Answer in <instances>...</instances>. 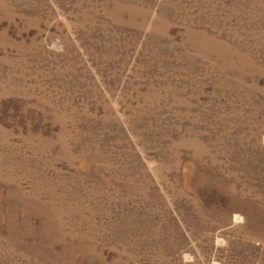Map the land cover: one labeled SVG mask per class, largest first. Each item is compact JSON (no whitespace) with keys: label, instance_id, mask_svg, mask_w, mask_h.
Here are the masks:
<instances>
[{"label":"rangeland","instance_id":"1","mask_svg":"<svg viewBox=\"0 0 264 264\" xmlns=\"http://www.w3.org/2000/svg\"><path fill=\"white\" fill-rule=\"evenodd\" d=\"M0 264H264V0H0Z\"/></svg>","mask_w":264,"mask_h":264}]
</instances>
